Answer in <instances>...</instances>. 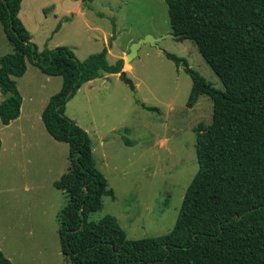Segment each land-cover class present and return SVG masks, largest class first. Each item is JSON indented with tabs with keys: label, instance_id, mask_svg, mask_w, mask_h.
<instances>
[{
	"label": "trees",
	"instance_id": "trees-1",
	"mask_svg": "<svg viewBox=\"0 0 264 264\" xmlns=\"http://www.w3.org/2000/svg\"><path fill=\"white\" fill-rule=\"evenodd\" d=\"M21 1L0 0V23L12 46L0 56V91L7 95L0 121L8 124L20 113L13 76L24 74L26 60L62 78L41 113L46 131L69 147L67 171L53 181L68 197L57 215L62 255L72 264H264V0H164L176 39L196 45L223 88L186 58L165 52L191 78L186 105L206 95L212 116L194 127L198 169L172 229L137 239L127 238L112 214L88 219L114 190L96 166L87 132L65 114L82 84L102 70L119 73L123 58L109 64L106 48L84 60L65 45L39 50L19 17ZM0 264H13L1 250Z\"/></svg>",
	"mask_w": 264,
	"mask_h": 264
},
{
	"label": "rangeland",
	"instance_id": "rangeland-1",
	"mask_svg": "<svg viewBox=\"0 0 264 264\" xmlns=\"http://www.w3.org/2000/svg\"><path fill=\"white\" fill-rule=\"evenodd\" d=\"M19 13L31 41L41 50L45 45H65L84 60L106 48L109 64L123 58V70L133 89L119 75L102 70L93 88L82 84L65 106V114L87 132L96 166L114 190V197L102 196L88 219L98 221L112 214L132 239L169 232L198 169L194 127L210 123L212 100L201 95L192 107L186 105L191 78L165 52L186 58L214 87L222 89L220 79L193 42L163 37L173 33L164 0H22ZM65 15L73 17L72 21L65 22ZM146 35L163 38L155 44L142 42L135 57L125 61L132 44ZM29 72L25 79L34 76L33 84L23 79L17 86L26 98L24 110H31L30 117L23 119L28 131L12 149L5 140L14 167L9 169L7 164V175L0 177V187L17 191L10 194V202L0 200V216L6 213L9 227L21 233L18 241L26 238L25 228L32 225L37 236L33 237L37 243L34 256L46 246L40 259L45 264H72L59 252L57 232V215L68 197L52 184L67 171L69 147L53 139L41 119V103L47 104L52 88L40 74ZM141 103L158 110H147ZM25 187L35 188L43 201L32 205L37 195ZM2 230L6 232L3 226ZM4 238L2 234L0 239Z\"/></svg>",
	"mask_w": 264,
	"mask_h": 264
},
{
	"label": "crops",
	"instance_id": "crops-1",
	"mask_svg": "<svg viewBox=\"0 0 264 264\" xmlns=\"http://www.w3.org/2000/svg\"><path fill=\"white\" fill-rule=\"evenodd\" d=\"M21 3H22V1H21ZM18 14L20 16V13H18ZM62 18H65V19H63V20H65V22H70V21H72L71 19L73 17H70V15H65ZM30 36H31V34H30ZM31 40H33L32 36H31ZM6 41L8 42V40L5 36V33L3 31L2 25L0 23V56L5 54V53L12 51L11 44L9 43L10 46L7 45ZM44 48H48V46L45 45ZM38 49H39V47H38ZM39 50H41V49H39ZM34 66H35L34 64H32L31 62L26 60V70H25L24 74L22 76H19V77L13 76V78L16 81L18 88H19L18 81L25 79V77L30 74L29 71H31V73H33L35 75H37V73L40 74V76H42V78H44V79H46V81H48L50 88H52V90H50L51 91L50 97H51L54 93H56L60 89V87L62 85V78L60 76H52V75L45 74L37 66H35V67ZM38 70L41 71V73ZM122 70H123V68H122ZM124 71L126 72L125 69H124ZM115 74L119 75V73H115ZM25 80L27 83H29L31 81V84H33L34 76H30L28 79H25ZM94 80H95V78L90 80V81H87L85 83L88 84L89 88H93L94 85H92V82ZM51 82H53V83H51ZM6 96L7 95L2 94V92L0 91L1 101ZM31 96H32V94L29 93L28 98H30ZM25 102H26V98H24V96H23L21 106H20V113H19L17 118L11 120L8 124H3L0 121V139H1L0 177H1V179L7 175V173L5 172L7 164H8L9 169L14 167L12 164V162H13L12 160L14 159V156H13L12 152H8L10 150V148H5V140L11 146V149H12V147L17 144V140L19 139V137H21V135H23L25 132L28 131L26 126L24 125L25 122L23 119H25V118L27 119L30 117L31 110L30 111L24 110ZM44 103L45 102L41 103L40 110H39L40 113H42V111H41L42 107L43 108L45 107ZM3 130L6 132L3 133L2 132ZM7 130H8V132H7ZM16 137H17V139L15 140ZM9 163H10V165H9ZM2 172H3V174H2ZM52 184H53V182H52ZM25 189L27 192L30 193L32 191L35 195H37L35 193V188L25 187ZM57 190H59V189H57ZM16 191H17V189H15L14 187H0V200H2L4 204L7 202H10V200H11L10 194H12L13 192H16ZM29 197H30L29 203H31V200L33 199V197L31 194L29 195ZM39 200L43 201V198H41L40 196L37 195L35 201L33 202L34 204H32V205H34V206L39 205ZM42 205H45V204H42ZM6 217H8V215L6 213L3 216H0V218H1L0 232L3 235H5L4 240L0 239V250L3 252V254L7 258H9L13 264H45V262L41 261L40 259H42L41 256H45V253H41V252H46V250H47L46 246H44L43 249L39 250V252H40L39 258H37L39 252L36 253V256H34L35 251H37L36 250L37 243H36V239L33 237H37V236L35 235V233L33 231L32 225L26 226V228H25V233H26L25 237L26 238H24V240L21 239L20 241H18L19 240L18 236L21 235V233L18 232L17 230H12V228L9 227V220L7 222ZM55 217H56V215H55ZM54 220L56 221V218ZM4 221L7 222V225L3 224ZM2 226L6 229L5 233H3ZM2 234H0V238L2 237ZM16 241H18V248H19L18 250H20V252H17V250H16ZM59 246H60V243H59ZM29 248H31V249H29ZM30 250L34 251V253H31ZM59 252H61V249ZM30 257H32V258L30 260H28Z\"/></svg>",
	"mask_w": 264,
	"mask_h": 264
},
{
	"label": "water",
	"instance_id": "water-1",
	"mask_svg": "<svg viewBox=\"0 0 264 264\" xmlns=\"http://www.w3.org/2000/svg\"><path fill=\"white\" fill-rule=\"evenodd\" d=\"M176 36H177V35H175L174 33H169V34H167V35H164L163 37H172V38H176ZM163 37L153 38V37L150 36V35H146L144 38L139 39L138 41L134 42V43L132 44V46L130 47L129 52L126 54L125 61H128V62H129V61H131V60L135 57V55H136V53H137V49H138V47L140 46V44H141L142 42H147V41H149V42L155 44L156 41H159V40H160L161 38H163ZM119 78H120L124 83H126L127 85H129V87H130L131 89L134 88V85H133L132 81L126 77V75H125V71H124V70H121V71L119 72Z\"/></svg>",
	"mask_w": 264,
	"mask_h": 264
}]
</instances>
